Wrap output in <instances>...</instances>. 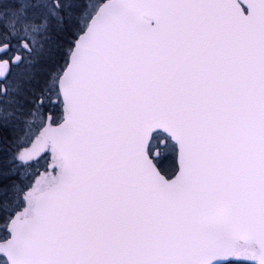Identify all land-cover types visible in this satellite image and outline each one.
Instances as JSON below:
<instances>
[{
  "label": "snow or ice",
  "instance_id": "1",
  "mask_svg": "<svg viewBox=\"0 0 264 264\" xmlns=\"http://www.w3.org/2000/svg\"><path fill=\"white\" fill-rule=\"evenodd\" d=\"M0 264H264V0H0Z\"/></svg>",
  "mask_w": 264,
  "mask_h": 264
}]
</instances>
